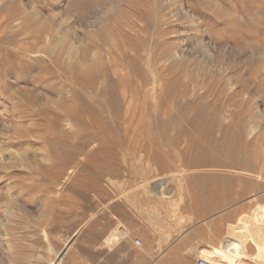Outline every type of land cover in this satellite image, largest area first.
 <instances>
[{
  "label": "rangeland",
  "instance_id": "374dc122",
  "mask_svg": "<svg viewBox=\"0 0 264 264\" xmlns=\"http://www.w3.org/2000/svg\"><path fill=\"white\" fill-rule=\"evenodd\" d=\"M242 216L264 0H0V264H195Z\"/></svg>",
  "mask_w": 264,
  "mask_h": 264
},
{
  "label": "bare ground",
  "instance_id": "6f19581e",
  "mask_svg": "<svg viewBox=\"0 0 264 264\" xmlns=\"http://www.w3.org/2000/svg\"><path fill=\"white\" fill-rule=\"evenodd\" d=\"M158 189L160 190V187ZM228 235L219 248L210 247L204 252L207 261L210 260L212 264H245L242 260H252L255 264H264V224L243 217L237 227L229 229ZM117 239V235H110L106 242L116 243ZM247 246L253 248L252 254L247 253ZM64 249L56 254L51 264H60Z\"/></svg>",
  "mask_w": 264,
  "mask_h": 264
},
{
  "label": "crops",
  "instance_id": "0c3cea01",
  "mask_svg": "<svg viewBox=\"0 0 264 264\" xmlns=\"http://www.w3.org/2000/svg\"><path fill=\"white\" fill-rule=\"evenodd\" d=\"M202 245H204V246H203V248L200 249V251H202L203 249H206V250H207L208 248L212 247L210 244H209L210 246H207L208 243H204V244H202ZM206 246H207V247H206ZM190 248L192 249V252H191L190 254H191V255H194V254H195V253H194V250L196 249V246L193 245V246H191ZM212 248H214V247H212ZM171 249H173L175 252L178 250L176 247H175V248H171ZM206 250H205V251H206ZM163 254L168 255V254H170V253H168V251H167L166 253H163ZM171 254H172V253H171ZM199 255H201L200 252H199Z\"/></svg>",
  "mask_w": 264,
  "mask_h": 264
},
{
  "label": "built area",
  "instance_id": "2783aa9c",
  "mask_svg": "<svg viewBox=\"0 0 264 264\" xmlns=\"http://www.w3.org/2000/svg\"><path fill=\"white\" fill-rule=\"evenodd\" d=\"M135 245L136 246H140V241L139 240H136L135 241ZM195 264H212V263H210L209 261H206L204 259H197L196 262H195Z\"/></svg>",
  "mask_w": 264,
  "mask_h": 264
}]
</instances>
